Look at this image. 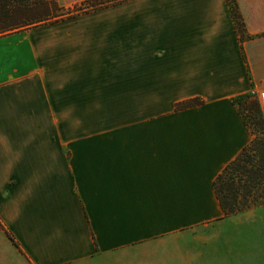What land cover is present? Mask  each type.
<instances>
[{"label":"crops","instance_id":"crops-1","mask_svg":"<svg viewBox=\"0 0 264 264\" xmlns=\"http://www.w3.org/2000/svg\"><path fill=\"white\" fill-rule=\"evenodd\" d=\"M235 2L250 38L227 0L0 34V264H192L198 230L264 217H222L213 189L251 138L232 98L264 117V0Z\"/></svg>","mask_w":264,"mask_h":264},{"label":"trees","instance_id":"trees-1","mask_svg":"<svg viewBox=\"0 0 264 264\" xmlns=\"http://www.w3.org/2000/svg\"><path fill=\"white\" fill-rule=\"evenodd\" d=\"M27 1L0 0V34L32 23L33 19L39 17L22 18V22L9 23L14 15L13 7L16 4L26 5ZM116 1L118 0H82L75 5H79L80 8L98 9L106 2ZM227 3L239 38L241 40L250 38L251 35L245 31L235 0H227ZM45 7L46 11L50 10L49 4ZM43 15L45 18H38L35 21L56 17L48 12ZM231 101L251 133V138L213 180V189L222 211V217L264 205V117L260 102L253 92L237 95ZM200 103H202L200 98H190L177 102L175 109H184Z\"/></svg>","mask_w":264,"mask_h":264},{"label":"rangeland","instance_id":"rangeland-1","mask_svg":"<svg viewBox=\"0 0 264 264\" xmlns=\"http://www.w3.org/2000/svg\"><path fill=\"white\" fill-rule=\"evenodd\" d=\"M152 1L118 0L113 3L106 2L98 9H91V7L80 8L75 4L63 7L61 0L60 2L59 0H28L26 5L16 4L13 7L14 15L9 23L22 22V18L31 19L46 12L56 15L57 19H66L93 10H101L89 18L103 24L114 20V25H121L116 21L123 17L132 18L137 15L139 7L136 4ZM46 4L50 5L48 11L45 9ZM103 29L106 28L98 27L99 32ZM112 29L116 33L120 26H113ZM255 96L259 101V95L255 94ZM198 231L199 234L193 236L195 258L192 264H264V251L262 250L264 247V217H260L259 214L248 219L229 218L222 223L212 222ZM261 231L263 233L259 234ZM200 250L203 253L196 257V253Z\"/></svg>","mask_w":264,"mask_h":264},{"label":"built area","instance_id":"built-area-1","mask_svg":"<svg viewBox=\"0 0 264 264\" xmlns=\"http://www.w3.org/2000/svg\"><path fill=\"white\" fill-rule=\"evenodd\" d=\"M261 99H262V94L259 95V101H261Z\"/></svg>","mask_w":264,"mask_h":264}]
</instances>
